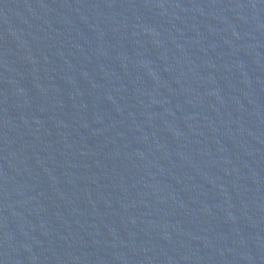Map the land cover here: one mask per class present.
I'll list each match as a JSON object with an SVG mask.
<instances>
[{
  "label": "water",
  "instance_id": "obj_1",
  "mask_svg": "<svg viewBox=\"0 0 264 264\" xmlns=\"http://www.w3.org/2000/svg\"><path fill=\"white\" fill-rule=\"evenodd\" d=\"M0 264H264V0H0Z\"/></svg>",
  "mask_w": 264,
  "mask_h": 264
}]
</instances>
